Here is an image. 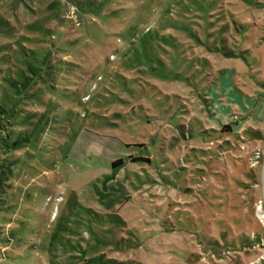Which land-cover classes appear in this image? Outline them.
Returning a JSON list of instances; mask_svg holds the SVG:
<instances>
[{"label":"rangeland","instance_id":"374dc122","mask_svg":"<svg viewBox=\"0 0 264 264\" xmlns=\"http://www.w3.org/2000/svg\"><path fill=\"white\" fill-rule=\"evenodd\" d=\"M0 264H264V0H0Z\"/></svg>","mask_w":264,"mask_h":264},{"label":"trees","instance_id":"16d2710c","mask_svg":"<svg viewBox=\"0 0 264 264\" xmlns=\"http://www.w3.org/2000/svg\"><path fill=\"white\" fill-rule=\"evenodd\" d=\"M29 140H30V139L26 138V139H25V142H26V143H29V142H30ZM121 165H122V162H121L120 160H118V161H116V162H114V163L111 164V166H112L113 168H117V167H119V166H121Z\"/></svg>","mask_w":264,"mask_h":264}]
</instances>
